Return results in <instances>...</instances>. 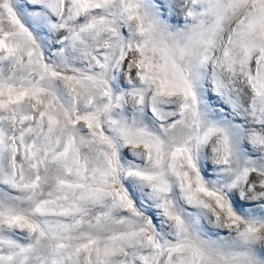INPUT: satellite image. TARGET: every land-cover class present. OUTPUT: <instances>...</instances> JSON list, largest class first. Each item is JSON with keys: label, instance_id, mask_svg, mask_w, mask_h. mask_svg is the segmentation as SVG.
<instances>
[{"label": "snow or ice", "instance_id": "snow-or-ice-1", "mask_svg": "<svg viewBox=\"0 0 264 264\" xmlns=\"http://www.w3.org/2000/svg\"><path fill=\"white\" fill-rule=\"evenodd\" d=\"M0 264H264V0H0Z\"/></svg>", "mask_w": 264, "mask_h": 264}]
</instances>
